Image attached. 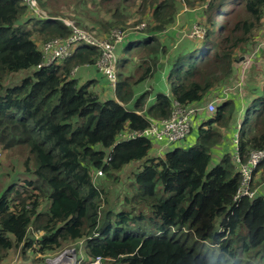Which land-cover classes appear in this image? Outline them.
Wrapping results in <instances>:
<instances>
[{"label":"trees","instance_id":"16d2710c","mask_svg":"<svg viewBox=\"0 0 264 264\" xmlns=\"http://www.w3.org/2000/svg\"><path fill=\"white\" fill-rule=\"evenodd\" d=\"M177 1L97 0L90 9L77 0L74 25L85 28L87 20L104 37L144 25L137 31L144 37L118 57L115 99H102L95 81L71 75L95 65L97 49L80 44L69 58L43 66L39 44L64 40L70 29L31 16L19 0H0V148L14 158L0 172V264L12 253L19 264H45L67 249L83 264H264V195L236 198L241 176L231 141L213 160L241 108L240 163L264 150V47L253 58L261 80L246 83L251 70L241 82L247 105L225 99L200 113L190 146L152 156L151 138H120L147 129L150 119H168L174 101L204 107L235 76L264 24V0H179L204 7L202 36L166 58L160 35L173 25ZM37 3L48 17L61 15L58 0ZM131 9L139 18L133 24ZM162 71L168 95L153 85ZM133 164L122 186L119 174ZM257 175L264 177V160L252 182ZM105 183L123 194L112 200Z\"/></svg>","mask_w":264,"mask_h":264},{"label":"built area","instance_id":"2783aa9c","mask_svg":"<svg viewBox=\"0 0 264 264\" xmlns=\"http://www.w3.org/2000/svg\"><path fill=\"white\" fill-rule=\"evenodd\" d=\"M20 3L25 6L28 13L38 19L50 18L52 20L57 19L61 21L71 31L69 37L64 40L54 39L44 44L40 49L43 57V66H49L53 62L63 61L69 58L77 45H84L90 48H95L100 52V57L94 65L96 70L105 79L106 85L104 89H115L117 81V58L119 49L126 42L127 37L130 34L137 33L144 28V25L137 26L133 30H113L103 40L94 39L90 35L76 28V26L64 19L48 17L46 11H44L37 3V0H19ZM202 34V32H201ZM202 36V35H201ZM77 71L74 68L71 72L73 76ZM213 113L215 111V103L208 101L204 107H188L184 108L177 102H172V111L168 119L154 120L150 119L149 127L142 132L125 133L120 136L122 139H132L136 137H148L151 138L154 144L165 146L180 145L187 135L191 131V124L194 116L199 112ZM242 112L236 114L237 122L235 132L231 138V145L233 147L232 160L236 165V169L241 176L240 189L236 198L248 197L252 198L254 193L249 192V184L251 182L252 173L255 168L264 160V150L254 151L250 154L249 159L245 163H240L237 156L238 146V134L239 123L241 121ZM1 158V153H0ZM97 175H100L98 172ZM100 259H96L93 264H99Z\"/></svg>","mask_w":264,"mask_h":264},{"label":"rangeland","instance_id":"374dc122","mask_svg":"<svg viewBox=\"0 0 264 264\" xmlns=\"http://www.w3.org/2000/svg\"><path fill=\"white\" fill-rule=\"evenodd\" d=\"M58 1H59L60 6H61V10H62V12L60 13L62 16L60 15L59 16L60 18L59 17L58 18L64 19V20L69 21V22L74 24V21L70 17L73 16L74 6H75L77 0H58ZM85 2L87 3L88 8L92 9L94 6V2L96 4L97 0L96 1L95 0L94 1L93 0H85ZM83 5L84 4H82V3L79 4L80 9L82 8ZM40 8H42V7H40ZM203 8H204L203 6L202 7L196 6L193 9H189L188 7H186L184 5L183 2H180L179 0L177 1L176 15H175L174 23L163 34L160 35V40L162 41V43L167 48L166 58H168V56L170 57V56L174 55V53H176V52L183 51V49H185L187 46H190V45L195 46L197 40L202 35L201 34L202 31L199 28L198 22L201 19V12H202ZM42 9L47 12L46 9H44V8H42ZM131 10H130L131 18L129 20H130V24L131 23L133 24L136 20H139V18H138V15H136V13H134V10H132V11ZM26 17L29 18L30 15L28 14ZM84 26H85V28L78 27V26H76V28L85 32L86 34L90 35L94 39L103 40L105 38L104 37L105 35L97 34L95 29L92 28V24H90L89 21L85 20ZM138 26L141 27L142 25H138ZM126 27H127L126 29H128V30H133V29H131L132 25H128ZM135 27H133V28H135ZM114 30H117V29H114ZM41 47H42V44H39V49H41ZM263 47H264V24L262 25V27L259 30L256 31L255 39L253 41H251V43L246 45V47H245V51H247L245 54V55H247L246 56L247 59L245 60L244 56L240 57V58H243L241 61H240V58L238 59V61L236 63L237 67H236V71H235V76L233 78H231L228 82H226L222 87L217 88L216 90L211 92V94L209 96V101L216 103L217 101L219 102V101H222L225 99H232V100L234 99V100L238 101L239 103H242V106L245 107L247 105V103H246L247 92L244 91V86H241V82L243 80V77H244V74L246 73V71H247V73H246V75H247L248 72H251V70H252V73L249 75L250 78L245 76L246 77L245 82L246 83L248 82L249 84H251L253 79H255V78H258L259 81L261 80L260 75L257 74L258 70L256 71V69H254L255 66L258 69V65H257V62H254L253 58L256 56L258 57L259 49L261 50V48H263ZM253 50H255V51H253ZM240 62H242V63H240ZM117 69H118V67H117ZM76 72L74 73L73 77L76 76ZM116 72H118V70ZM131 73H133V70H131ZM22 75H24V73L20 74V75H14L11 77V79L16 78V77H20ZM163 77H164L163 71L158 73L154 78L153 85H155L156 82L160 85L164 80ZM157 83H156V85H157ZM104 84L106 85V82ZM106 90H108L109 92H112V93L114 92V90H112L110 88H106ZM161 90H163V89H161ZM112 93L108 94L107 97L111 98V96H112V98H114V94H112ZM217 94H219V96H217ZM102 98H104V97H102ZM236 120H237V118H236ZM193 135H194V132H192L188 136L189 139H191V136H193ZM229 141H231V139ZM0 153H1L0 172H2L3 170H5L3 168L4 166L8 167V166L12 165V160H14V158H12L8 152L2 150L1 148H0ZM215 158H217V157H215ZM18 164H19L18 162H15L14 167L18 168L19 167ZM135 167H136V165H134V164L128 165L119 174V178L121 180L122 186L125 183H127L126 181L129 179V175H130L131 171L135 169ZM96 180H97V178L94 181H96ZM251 180H252V178H251ZM105 185H107L108 188L111 190V199L112 200H114L116 196L119 197L123 194L122 188L119 187V185L115 186V185H111L110 183H105ZM248 188L250 190L249 192L254 193V195H260V194L264 195V177H259V175L255 176L253 182L252 181L250 182ZM109 198H110V195H109ZM73 250H75V249H73ZM71 251H72V249L64 250L61 253H59L58 255H55L54 257L46 258L44 263L45 264H83L84 261L82 259L79 260L78 254H76L75 252L73 254V253H71ZM60 256H61V258L58 259V257H60ZM19 261H21V260L18 256V253H12L8 257V260L1 263V264H19V263H21ZM27 264H29V263H27Z\"/></svg>","mask_w":264,"mask_h":264},{"label":"crops","instance_id":"0c3cea01","mask_svg":"<svg viewBox=\"0 0 264 264\" xmlns=\"http://www.w3.org/2000/svg\"><path fill=\"white\" fill-rule=\"evenodd\" d=\"M143 37H144V34H137V33L136 34L135 33L130 34L126 39V42L119 49L118 57L121 56L122 49L126 45L133 44V43L137 42L138 40H141ZM74 78H76L80 83H83L86 81H95L96 85L94 86V88H96V90L100 93L101 98L102 97H104L102 99H111L112 98V96H111V98L107 97V95L112 93V92H109L108 90L104 89L103 86L105 83V79L102 77L101 74L98 73V71L96 70L94 65H82V66L77 67L76 76H74ZM164 83L165 82L163 80V82L160 84V85H162L161 89L163 88ZM156 87H159L158 83H157ZM163 91L167 95L170 94L169 86L168 85L164 86ZM112 94H114V92ZM113 99H115V98H113ZM241 106H242V103H241ZM240 112H242V108L237 113H240ZM200 113H202V112H199V114L192 120L191 131L187 135V137L192 132H194V135L191 136V139H189V137L188 138L186 137L185 140L180 144L181 146H190L191 144L194 143L195 136H196V134H195L196 128H197V125H198V122H199L200 116H201ZM232 131H233V128H232V130L226 132L224 141L220 144V146L217 149L219 154L213 155V160L216 159V161H217V159H219L220 155L222 153H224V151L229 150V145H228L227 141H229L228 139H229ZM173 148H176V146H174ZM168 149H169L168 146H165L163 144H160V145L154 144L152 156H160L163 154V152L167 151ZM215 157H217V158H215Z\"/></svg>","mask_w":264,"mask_h":264},{"label":"water","instance_id":"95a60500","mask_svg":"<svg viewBox=\"0 0 264 264\" xmlns=\"http://www.w3.org/2000/svg\"><path fill=\"white\" fill-rule=\"evenodd\" d=\"M242 59H243V58H240V61H241ZM74 252L76 253V251L72 249L71 253H73V254H74ZM60 258H61V256H60V257H58V259H60Z\"/></svg>","mask_w":264,"mask_h":264}]
</instances>
